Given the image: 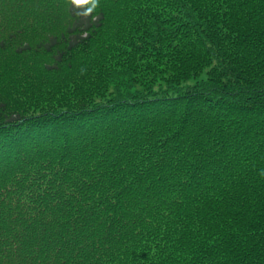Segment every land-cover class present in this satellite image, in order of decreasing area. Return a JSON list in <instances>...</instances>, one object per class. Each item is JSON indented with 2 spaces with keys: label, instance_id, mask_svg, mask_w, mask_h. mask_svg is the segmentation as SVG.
<instances>
[{
  "label": "trees",
  "instance_id": "trees-1",
  "mask_svg": "<svg viewBox=\"0 0 264 264\" xmlns=\"http://www.w3.org/2000/svg\"><path fill=\"white\" fill-rule=\"evenodd\" d=\"M0 26V264H264V0H0Z\"/></svg>",
  "mask_w": 264,
  "mask_h": 264
},
{
  "label": "rangeland",
  "instance_id": "rangeland-1",
  "mask_svg": "<svg viewBox=\"0 0 264 264\" xmlns=\"http://www.w3.org/2000/svg\"><path fill=\"white\" fill-rule=\"evenodd\" d=\"M2 26H0V38H2L5 35V32L2 30ZM14 57V56H13ZM15 59V58H14ZM9 63H13V59L11 61L7 60ZM7 61L4 62L3 59L0 60V93L2 89H8L10 86H12L16 80V71L15 68L12 67L11 64H7ZM7 66V67H6ZM6 67V68H5ZM9 71L7 75L3 74L2 72Z\"/></svg>",
  "mask_w": 264,
  "mask_h": 264
},
{
  "label": "clouds",
  "instance_id": "clouds-1",
  "mask_svg": "<svg viewBox=\"0 0 264 264\" xmlns=\"http://www.w3.org/2000/svg\"><path fill=\"white\" fill-rule=\"evenodd\" d=\"M74 2L79 5V4H82V3H87L88 0H74ZM93 6H95V0H93ZM90 10L91 9H89V11Z\"/></svg>",
  "mask_w": 264,
  "mask_h": 264
}]
</instances>
